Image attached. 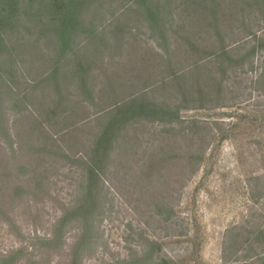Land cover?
I'll use <instances>...</instances> for the list:
<instances>
[{"label": "rangeland", "instance_id": "374dc122", "mask_svg": "<svg viewBox=\"0 0 264 264\" xmlns=\"http://www.w3.org/2000/svg\"><path fill=\"white\" fill-rule=\"evenodd\" d=\"M24 1L2 55L0 264H264V0H97L63 44Z\"/></svg>", "mask_w": 264, "mask_h": 264}, {"label": "trees", "instance_id": "16d2710c", "mask_svg": "<svg viewBox=\"0 0 264 264\" xmlns=\"http://www.w3.org/2000/svg\"><path fill=\"white\" fill-rule=\"evenodd\" d=\"M45 5L41 6L39 12H43V16L46 17V22L43 24V28L41 33H54L57 37H59L64 42L69 41L70 34L78 27L80 28V23L84 20L82 10L90 11L93 7L94 2L100 3L97 0H43ZM140 2H142L140 0ZM28 6V3L24 0H0V82L7 83L3 78V61L2 55L10 50L9 33L17 29L18 25L23 24V16L26 15V8L24 6ZM46 6V7H45ZM45 9V10H43ZM80 29L79 31H81ZM46 35V34H44ZM53 36V34H52ZM82 47H86V42L81 43ZM62 48V47H61ZM78 48V47H77ZM59 50V49H58ZM60 53V50L58 51ZM216 55L218 59L224 58L226 59L229 56V53L226 50H217ZM220 66H224V62L220 63ZM58 69H55L54 74H58ZM46 78L50 80L51 74H46ZM138 106L132 108L133 110H137ZM123 109L121 110V114L116 115L114 120L108 125L104 134L101 135L100 139L96 143H94L93 147V155L88 159L89 175L88 178V187H92L93 184L100 180V163L106 161L107 155V147L110 143L111 138L108 136L112 133V131L116 128L115 126L121 123L123 120L120 119L122 113L123 117L126 111L130 113L133 110ZM140 111L142 112H152V114H158L164 109L159 110L157 106H140ZM163 113V112H162ZM3 117L0 113V122H2ZM126 120V119H125ZM88 189V188H87ZM171 210V209H170ZM163 264H174L169 260H163Z\"/></svg>", "mask_w": 264, "mask_h": 264}]
</instances>
